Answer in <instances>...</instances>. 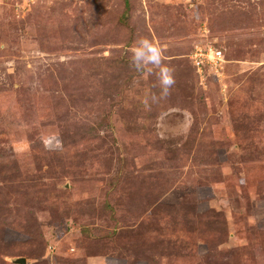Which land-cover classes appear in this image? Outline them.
I'll use <instances>...</instances> for the list:
<instances>
[{
	"label": "rangeland",
	"instance_id": "rangeland-1",
	"mask_svg": "<svg viewBox=\"0 0 264 264\" xmlns=\"http://www.w3.org/2000/svg\"><path fill=\"white\" fill-rule=\"evenodd\" d=\"M140 36L173 69L162 98L130 66ZM198 48L221 61L199 71ZM15 257L264 264V0H0V264Z\"/></svg>",
	"mask_w": 264,
	"mask_h": 264
},
{
	"label": "clouds",
	"instance_id": "clouds-1",
	"mask_svg": "<svg viewBox=\"0 0 264 264\" xmlns=\"http://www.w3.org/2000/svg\"><path fill=\"white\" fill-rule=\"evenodd\" d=\"M130 66L138 73L147 72L151 74L156 69V76L160 85V97L168 94L170 87L174 84L173 69L162 62L161 48L145 36H140L130 47ZM157 97L153 95V100Z\"/></svg>",
	"mask_w": 264,
	"mask_h": 264
},
{
	"label": "built area",
	"instance_id": "built-area-1",
	"mask_svg": "<svg viewBox=\"0 0 264 264\" xmlns=\"http://www.w3.org/2000/svg\"><path fill=\"white\" fill-rule=\"evenodd\" d=\"M210 54H206L204 49L198 48L191 57L192 64L201 71L202 67L209 66V63L217 64L221 61L220 52L217 50H209ZM193 52V51H192Z\"/></svg>",
	"mask_w": 264,
	"mask_h": 264
},
{
	"label": "water",
	"instance_id": "water-1",
	"mask_svg": "<svg viewBox=\"0 0 264 264\" xmlns=\"http://www.w3.org/2000/svg\"><path fill=\"white\" fill-rule=\"evenodd\" d=\"M11 261L15 264H25V259L23 257H15L11 259Z\"/></svg>",
	"mask_w": 264,
	"mask_h": 264
},
{
	"label": "trees",
	"instance_id": "trees-1",
	"mask_svg": "<svg viewBox=\"0 0 264 264\" xmlns=\"http://www.w3.org/2000/svg\"><path fill=\"white\" fill-rule=\"evenodd\" d=\"M7 259H9V258H7Z\"/></svg>",
	"mask_w": 264,
	"mask_h": 264
}]
</instances>
